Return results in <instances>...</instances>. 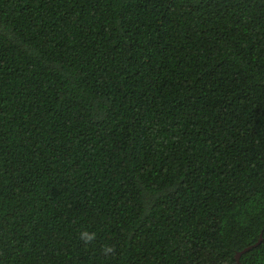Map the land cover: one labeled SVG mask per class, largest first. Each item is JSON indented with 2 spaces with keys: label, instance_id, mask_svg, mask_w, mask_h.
I'll return each mask as SVG.
<instances>
[{
  "label": "trees",
  "instance_id": "16d2710c",
  "mask_svg": "<svg viewBox=\"0 0 264 264\" xmlns=\"http://www.w3.org/2000/svg\"><path fill=\"white\" fill-rule=\"evenodd\" d=\"M0 264H264V0H0Z\"/></svg>",
  "mask_w": 264,
  "mask_h": 264
},
{
  "label": "water",
  "instance_id": "95a60500",
  "mask_svg": "<svg viewBox=\"0 0 264 264\" xmlns=\"http://www.w3.org/2000/svg\"><path fill=\"white\" fill-rule=\"evenodd\" d=\"M261 242H262V237L259 239V241H258L255 245H253V246H251V247H248V248H246L244 251H242L241 253H239V254L236 256V257H237V260L240 259V257L242 256L243 253L250 251L252 248L258 246Z\"/></svg>",
  "mask_w": 264,
  "mask_h": 264
}]
</instances>
